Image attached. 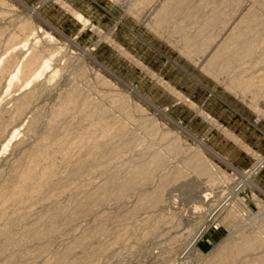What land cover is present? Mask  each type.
Masks as SVG:
<instances>
[{
  "label": "rangeland",
  "instance_id": "1",
  "mask_svg": "<svg viewBox=\"0 0 264 264\" xmlns=\"http://www.w3.org/2000/svg\"><path fill=\"white\" fill-rule=\"evenodd\" d=\"M164 1L0 0V264H261L264 68L252 70L264 39L237 60H209L264 3L189 0L155 27ZM211 18L209 36L197 35ZM31 55L32 70L12 80ZM49 162L52 180L37 186ZM247 239L258 245L224 260Z\"/></svg>",
  "mask_w": 264,
  "mask_h": 264
},
{
  "label": "bare ground",
  "instance_id": "2",
  "mask_svg": "<svg viewBox=\"0 0 264 264\" xmlns=\"http://www.w3.org/2000/svg\"><path fill=\"white\" fill-rule=\"evenodd\" d=\"M188 1L189 0H165L163 2L162 6L161 7L159 6L160 8H158L157 13L154 14L155 16H154L153 25L155 27H158L170 15H173L175 13V10L178 9L179 6H183L184 7L185 4L188 3ZM203 1L204 0H199L198 3L195 4V7L199 8L200 5L203 6L204 5V2ZM254 1H258L260 4L264 3V0H254ZM220 2H223L222 3L223 5H227L229 3L232 4L231 2H228V0H222ZM193 12H196V8L194 9ZM197 13H199V12H197ZM210 14H213V15L216 14V15H218V18L219 17H222L221 15H223V17H225V15L223 13L216 12V11L213 12V13L211 12ZM254 15H257V14H255V12L253 10V7H251L248 11H246V13H244L242 15L243 17L241 16L242 19L241 20L239 19V22H240L239 23V26H236V27H234L232 29V31L226 37L227 39L225 38L226 40L221 43L219 49L212 56V58L209 60V64L210 63H215V62H217L219 60H224V61H227V60L228 61L229 60H231V61L237 60L238 59L237 57H238L239 52H242V50H243V52H250V50L252 49V48H250V46H253V45H256V44H260V43L263 42L264 34H261L260 33V35L258 36V38H256V34L252 33L251 34L252 35V40H246L244 36H242V35H240V33H238L246 25H250L251 28L254 27V26L255 27L258 26V28H259V26L264 28V15H262V14L259 15L258 14L259 18H260V16H261V18L259 20H257V19L253 20V16ZM192 19H194L193 16H192ZM214 21H215L214 18H211L210 20H206L204 22L203 27L201 26V29L198 31L197 35H201V36H204L205 35L206 37H208L209 34H210V32H211V30L214 29L213 26L216 25V23ZM192 43H193V41H187V48ZM208 43H211V40H208ZM259 59L261 61H259L257 64H253V70L252 71H255V70H259V69L264 68V53L261 55V57H259ZM7 61H10V59H8ZM36 61H37V56H35V55H31L29 58L25 59L23 61L22 65L19 66L16 69V71L14 72V74L12 76V80L13 79H20L21 77H23L27 73L28 70L31 71L32 68H33V66H34V64L36 63ZM47 63L48 62L46 61L45 64H47ZM223 69H225V68H223ZM37 72H38V70H37ZM39 72H38V74L36 73L37 75L35 74V77H37L40 74ZM257 76H259V75H257ZM259 77H261V76H259ZM262 77H264V76H262ZM262 77L259 78L260 80L255 81V83L260 84L263 81V78ZM255 78H258V77H255ZM253 85H254V87L256 86V84H253ZM71 99H73V98H71ZM69 104L70 103H68V104L66 103V105H68V106H69ZM85 106H88V102L85 103L84 107ZM82 107H83V105H81V108ZM104 115L105 114L102 113L101 114V117L100 116H99L100 118L98 117L99 120H101ZM105 116H107V114ZM101 121L103 122L104 120H101ZM96 124H98L97 121L94 124H92V125L95 126V128H96ZM116 130H118V128H116ZM2 132L3 131L0 129V133L1 134H2ZM87 132H89V133L86 134V138H85L86 140L87 139H90L92 137V134H91L92 133V130L89 129V131H87ZM112 132H113V129H111V128H105V129H103L102 133L100 132L101 133V135H100L101 137H99V138L101 140L104 139V138L106 139ZM83 140L84 139H82V138H76V140L72 141V143H70V145L65 148V151L63 152L64 155L67 156L69 154L70 148H77L78 149L82 145L81 143L83 142ZM101 140H100V142H101ZM97 146H99V145L96 144V146H95L96 149H97ZM51 149H53V145L52 144H45L43 146V149L38 154L32 155V156L29 157V159L27 160V168H26L27 170H24L26 172H24V174L22 173L23 176L20 178V181H21L20 182V187L15 188L14 189V193H17L18 191H20V189H22L21 185L24 184L31 176H33V174L31 175L32 170L35 168V166L38 165V162H41V160L44 158L45 154L48 151H50ZM94 152H95V149H93V151L86 156V158L84 159V162L83 163H92V162H94V159H95V157H94L95 156V153ZM62 157H63V155H62ZM96 163H98V162H96ZM93 164H95V163H93ZM191 166L193 167V169H194V171L196 173H202L204 171L203 164H202V162H201L200 159H196L194 162H192L191 163ZM145 170H146V168L143 167L141 170H137V171L133 172L132 175L129 176L122 183V185L120 187V192L123 194L129 188L134 187L135 186V183L141 177V175L144 173ZM37 171H39V170H37ZM54 171H55V165L53 163L49 162V163H46L45 165H43L40 168V171H39L37 186H39V185H45L49 181H51L52 180V176L54 174ZM69 177L72 178L74 176H69ZM178 177H180V176H178ZM56 183H60V181H57ZM37 186H35V187H37ZM92 197H95V194L94 195L91 194V196L89 198L92 199ZM137 207H139V206H137ZM71 221H72V219H71ZM44 233H46V232H44ZM47 233H49V230H47ZM244 241L245 242L242 245V247L240 246V248H238L236 250H232V251L228 250L226 252V256H225L224 260L226 261L228 259H235L241 252L252 250V249H254V247H256L255 245H258V244H255V242L253 240H251V239L250 240L247 239V240H244ZM259 260H260V263L261 264H264V257L263 256Z\"/></svg>",
  "mask_w": 264,
  "mask_h": 264
}]
</instances>
